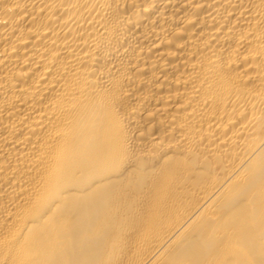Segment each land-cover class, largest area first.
I'll list each match as a JSON object with an SVG mask.
<instances>
[{"label":"bare ground","instance_id":"6f19581e","mask_svg":"<svg viewBox=\"0 0 264 264\" xmlns=\"http://www.w3.org/2000/svg\"><path fill=\"white\" fill-rule=\"evenodd\" d=\"M0 264H264V0H0Z\"/></svg>","mask_w":264,"mask_h":264}]
</instances>
